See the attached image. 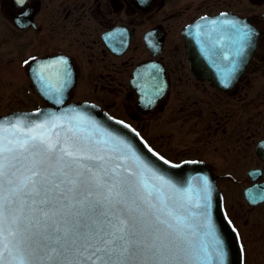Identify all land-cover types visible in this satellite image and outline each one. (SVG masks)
<instances>
[{"label": "flooded vegetation", "instance_id": "af4514ba", "mask_svg": "<svg viewBox=\"0 0 264 264\" xmlns=\"http://www.w3.org/2000/svg\"><path fill=\"white\" fill-rule=\"evenodd\" d=\"M251 6L264 0H0V115L49 106L51 99L94 102L168 159L201 161L239 232L244 264H264V7ZM219 15L215 34H225L234 15L260 30L229 89L194 72L187 52L193 26L203 21L202 35L207 19ZM156 84L166 88L151 90ZM89 86L101 95L78 98ZM146 91L151 107L139 103ZM121 92L131 102L122 103L125 115L112 110ZM165 112L181 115L196 134L176 155L145 132L144 121ZM248 186L255 187L253 200Z\"/></svg>", "mask_w": 264, "mask_h": 264}, {"label": "snow or ice", "instance_id": "6c2138e0", "mask_svg": "<svg viewBox=\"0 0 264 264\" xmlns=\"http://www.w3.org/2000/svg\"><path fill=\"white\" fill-rule=\"evenodd\" d=\"M228 23L242 56L253 32ZM99 151L75 135L0 143V264H209L184 205L136 172L109 169ZM212 255L219 261L222 246Z\"/></svg>", "mask_w": 264, "mask_h": 264}, {"label": "water", "instance_id": "95a60500", "mask_svg": "<svg viewBox=\"0 0 264 264\" xmlns=\"http://www.w3.org/2000/svg\"><path fill=\"white\" fill-rule=\"evenodd\" d=\"M221 18L219 16L223 20ZM230 18V21L248 25L253 32L251 42L242 56L238 55L239 37L229 23L224 37L221 33H210L200 39L196 37L198 33L194 25L192 33L196 35L187 38V52L194 72L223 89H229L235 84L253 55L260 33L246 19L236 15ZM228 73L231 75L226 81ZM163 86L156 84L150 86V89L166 88ZM147 96L145 94L141 100V106L151 107L152 103L146 100ZM48 101L55 106L14 111L0 116V143L7 147L8 141L23 140L29 136L55 140L57 134L61 139L65 135H75L88 147L100 150L99 154L105 157L104 163L109 169L119 165L118 170L124 175L136 172L149 189L154 185L163 186L165 193L183 204L184 214L191 225L186 229L189 239L198 255L208 257L209 264H243L239 235L226 216L222 195L210 168L195 160L180 163L169 161L152 149L130 124L110 115L97 104H66L61 98ZM219 246L223 248V257L217 261L212 254Z\"/></svg>", "mask_w": 264, "mask_h": 264}, {"label": "rangeland", "instance_id": "374dc122", "mask_svg": "<svg viewBox=\"0 0 264 264\" xmlns=\"http://www.w3.org/2000/svg\"><path fill=\"white\" fill-rule=\"evenodd\" d=\"M264 6H251V9L254 11L261 12ZM18 74V73H16ZM84 91L82 94H78V98L89 97L93 95L92 92L97 93L100 96L101 88H95L93 86L82 88ZM99 98V97H98ZM123 93H115L114 98L112 99L113 107L112 110L118 115H125L123 110V102H129L124 99ZM253 108H251L252 110ZM181 115H178L177 118L173 115L167 117V113L157 115L153 119L145 120V132L148 137L153 139L157 145L161 147L164 151L174 152L176 155L179 152V149L187 147L189 142L196 137L194 132L189 130V122L185 121ZM189 123V124H187Z\"/></svg>", "mask_w": 264, "mask_h": 264}]
</instances>
